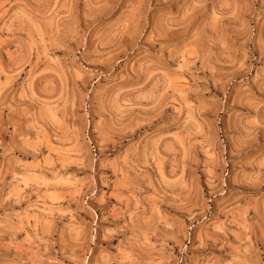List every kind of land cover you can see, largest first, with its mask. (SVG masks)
Returning a JSON list of instances; mask_svg holds the SVG:
<instances>
[{"label":"rangeland","instance_id":"rangeland-1","mask_svg":"<svg viewBox=\"0 0 264 264\" xmlns=\"http://www.w3.org/2000/svg\"><path fill=\"white\" fill-rule=\"evenodd\" d=\"M0 264H264V0H0Z\"/></svg>","mask_w":264,"mask_h":264}]
</instances>
